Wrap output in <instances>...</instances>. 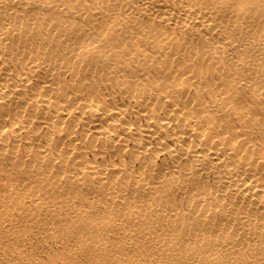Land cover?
I'll use <instances>...</instances> for the list:
<instances>
[{
	"label": "bare ground",
	"instance_id": "bare-ground-1",
	"mask_svg": "<svg viewBox=\"0 0 264 264\" xmlns=\"http://www.w3.org/2000/svg\"><path fill=\"white\" fill-rule=\"evenodd\" d=\"M38 243L264 264V0H0V264Z\"/></svg>",
	"mask_w": 264,
	"mask_h": 264
},
{
	"label": "rangeland",
	"instance_id": "rangeland-1",
	"mask_svg": "<svg viewBox=\"0 0 264 264\" xmlns=\"http://www.w3.org/2000/svg\"><path fill=\"white\" fill-rule=\"evenodd\" d=\"M41 245L43 246V244H41V243H38L37 245H36V247H37V249H35V250H33V251H35V256H34V258H33V261H34V264H40V262H42L43 264H49V262H51L52 261V259H50V258H48L47 256H45L44 255V249L41 247ZM53 245V248H55V244H52ZM41 248H40V247ZM40 249H43V250H40ZM40 251H42V252H40ZM38 254V255H37ZM56 259V258H55ZM54 260V259H53Z\"/></svg>",
	"mask_w": 264,
	"mask_h": 264
}]
</instances>
